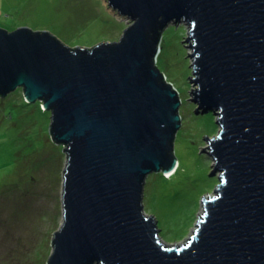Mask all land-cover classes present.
<instances>
[{"label": "water", "instance_id": "water-1", "mask_svg": "<svg viewBox=\"0 0 264 264\" xmlns=\"http://www.w3.org/2000/svg\"><path fill=\"white\" fill-rule=\"evenodd\" d=\"M107 2L131 23L89 48L0 28V97L21 87L38 101L66 154L46 264H264V0ZM180 20L194 58L189 99L219 110L218 135L204 138L211 173L222 172L194 232L168 246L143 195L150 173L177 165L181 99L155 62L163 29Z\"/></svg>", "mask_w": 264, "mask_h": 264}, {"label": "rangeland", "instance_id": "rangeland-1", "mask_svg": "<svg viewBox=\"0 0 264 264\" xmlns=\"http://www.w3.org/2000/svg\"><path fill=\"white\" fill-rule=\"evenodd\" d=\"M78 10L91 17L83 19ZM127 24L128 18L104 0H0V28L48 31L70 47L117 40ZM189 30L184 20L170 22L161 33L155 62L181 99L176 168L165 178L150 173L143 195L144 212L155 218L168 246L182 244L194 232L204 211L202 196L207 200L215 194L222 172L211 173L214 158L204 138L218 135L219 110L202 111L189 99L196 86L189 79L194 77L192 49L185 40ZM39 104L27 103L21 87L0 97V264H46L53 232L62 221L66 154L63 145L52 141L50 112Z\"/></svg>", "mask_w": 264, "mask_h": 264}, {"label": "bare ground", "instance_id": "bare-ground-1", "mask_svg": "<svg viewBox=\"0 0 264 264\" xmlns=\"http://www.w3.org/2000/svg\"><path fill=\"white\" fill-rule=\"evenodd\" d=\"M104 1H106V3H108L107 2V0H104ZM79 11V14L82 16V18L83 19H85L86 17H88V16H90L91 17V15H89L88 13H87V11H83V10H78ZM83 21V20H82ZM171 22V21H170ZM169 22V23H170ZM128 23H131V20L129 21V18H128ZM174 23V22H173ZM164 30V29H163ZM181 116V115H180ZM215 162V161H214ZM168 176V175H167ZM168 177H170V174H169V176Z\"/></svg>", "mask_w": 264, "mask_h": 264}, {"label": "trees", "instance_id": "trees-1", "mask_svg": "<svg viewBox=\"0 0 264 264\" xmlns=\"http://www.w3.org/2000/svg\"><path fill=\"white\" fill-rule=\"evenodd\" d=\"M39 106H40V104H39ZM41 107V106H40ZM62 145V144H61ZM162 175V174H161ZM163 176V175H162ZM164 178H165V176H163Z\"/></svg>", "mask_w": 264, "mask_h": 264}, {"label": "clouds", "instance_id": "clouds-1", "mask_svg": "<svg viewBox=\"0 0 264 264\" xmlns=\"http://www.w3.org/2000/svg\"><path fill=\"white\" fill-rule=\"evenodd\" d=\"M171 174H172V173H171ZM171 174H170V175H171ZM168 176H169V175H168ZM168 176H166V177H168Z\"/></svg>", "mask_w": 264, "mask_h": 264}]
</instances>
